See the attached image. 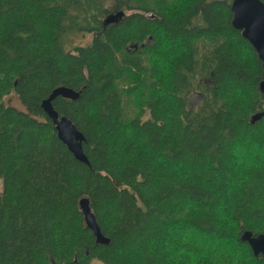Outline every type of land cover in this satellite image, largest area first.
Segmentation results:
<instances>
[{
    "label": "trees",
    "instance_id": "obj_1",
    "mask_svg": "<svg viewBox=\"0 0 264 264\" xmlns=\"http://www.w3.org/2000/svg\"><path fill=\"white\" fill-rule=\"evenodd\" d=\"M231 2L0 0V264H264L240 240L264 232V72ZM61 85L88 163L41 107Z\"/></svg>",
    "mask_w": 264,
    "mask_h": 264
},
{
    "label": "water",
    "instance_id": "obj_2",
    "mask_svg": "<svg viewBox=\"0 0 264 264\" xmlns=\"http://www.w3.org/2000/svg\"><path fill=\"white\" fill-rule=\"evenodd\" d=\"M230 10L232 26L239 30L242 37L251 44L261 61L264 72V2L261 0H232ZM123 15V10H117L115 13L107 14L103 23L117 21ZM258 88L264 94V76L258 83ZM58 96L75 100L78 98L79 92L67 86H57L52 89L48 97L42 100L41 107L52 121L59 140L66 145L77 160L88 163L82 148L84 135L66 116H60L52 105V101ZM258 117L259 114H256L252 119ZM79 207L85 225L92 232L96 244L107 245L109 240L101 234L86 197L79 199ZM240 240L248 244L254 257L261 256L264 259V232L253 235L251 232L245 231Z\"/></svg>",
    "mask_w": 264,
    "mask_h": 264
},
{
    "label": "rangeland",
    "instance_id": "obj_3",
    "mask_svg": "<svg viewBox=\"0 0 264 264\" xmlns=\"http://www.w3.org/2000/svg\"><path fill=\"white\" fill-rule=\"evenodd\" d=\"M111 9V7H109ZM91 40V33H85V34H76L74 36L71 37L70 42L65 44V48L68 49L70 48L72 45H85L87 43H89ZM3 100L5 103L7 104H11L13 106H15L18 109H24L23 106L21 105L19 99L17 98V96L11 92L7 95H5L3 97ZM199 100V96H194L191 99V104L195 105ZM255 147V146H254ZM250 152L255 153L254 149L251 150H246V154L248 155ZM248 159H251L249 157H247ZM93 264H98L97 262H93Z\"/></svg>",
    "mask_w": 264,
    "mask_h": 264
}]
</instances>
